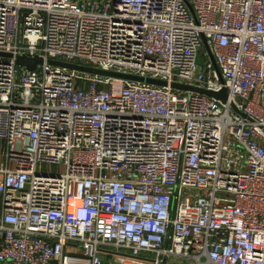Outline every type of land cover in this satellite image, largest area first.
Returning a JSON list of instances; mask_svg holds the SVG:
<instances>
[{
    "label": "built area",
    "instance_id": "2783aa9c",
    "mask_svg": "<svg viewBox=\"0 0 264 264\" xmlns=\"http://www.w3.org/2000/svg\"><path fill=\"white\" fill-rule=\"evenodd\" d=\"M0 264H264V0H0Z\"/></svg>",
    "mask_w": 264,
    "mask_h": 264
},
{
    "label": "water",
    "instance_id": "95a60500",
    "mask_svg": "<svg viewBox=\"0 0 264 264\" xmlns=\"http://www.w3.org/2000/svg\"><path fill=\"white\" fill-rule=\"evenodd\" d=\"M205 47L208 49V46L206 44V41L204 40ZM4 56L10 58V54L2 53ZM210 59L214 63V59L211 54ZM15 62L19 67H25L28 71H33L36 68V65L42 62V59L39 57H28V56H16L15 57ZM50 64L56 65V66H61L73 70H78L82 72H86L89 74H97V75H102V76H108V77H115V78H121L129 81H135V82H144V83H149V84H154V85H165L166 83L164 81L152 79V78H146V77H141L137 75H132V74H124V73H117V72H110V71H105L101 69H95L87 66H82V65H77L73 63H66V62H61V61H54L50 60ZM215 69L217 70V67L215 65ZM172 87L178 90H183V91H194L198 92L201 94H205L207 96L217 98L220 100H225L226 99V90L223 89L220 92H212L208 91L202 88L198 87H193L190 85H185V84H179V83H173Z\"/></svg>",
    "mask_w": 264,
    "mask_h": 264
},
{
    "label": "rangeland",
    "instance_id": "374dc122",
    "mask_svg": "<svg viewBox=\"0 0 264 264\" xmlns=\"http://www.w3.org/2000/svg\"><path fill=\"white\" fill-rule=\"evenodd\" d=\"M205 51H206V47L203 46V47L200 49L199 53H198L197 61H198V63H200V64H203V63H204V59H205ZM208 57L210 58V56H208ZM60 170L62 171L63 169H60ZM50 171H52V172H57V171H59V168L56 167V166H52V167H50Z\"/></svg>",
    "mask_w": 264,
    "mask_h": 264
}]
</instances>
